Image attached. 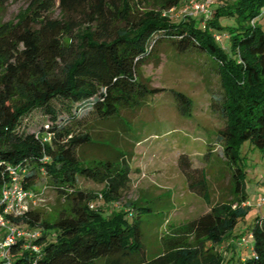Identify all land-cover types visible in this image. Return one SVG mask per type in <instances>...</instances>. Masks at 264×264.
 <instances>
[{
    "label": "trees",
    "instance_id": "obj_1",
    "mask_svg": "<svg viewBox=\"0 0 264 264\" xmlns=\"http://www.w3.org/2000/svg\"><path fill=\"white\" fill-rule=\"evenodd\" d=\"M12 1L19 0H0V11ZM23 1L27 7L15 20L0 19V189L10 178L8 167L22 165L28 190L40 195L35 187L47 176L67 209L53 222L33 210L13 219L42 232L34 242L39 252L24 249V241L12 247L13 264H264L263 215L249 230L253 242L245 262H226L218 249L251 211L243 205L249 201L242 146L264 152V0H223L204 20L169 16L184 0ZM215 34L228 36V51ZM161 43L180 55L212 60L222 92L211 107L225 124L218 140L233 191L232 200L212 205L206 169L194 168L189 155L181 154L189 189L210 211L150 258L140 216L151 212L145 197L120 208L114 204L131 186L134 151L128 146L141 137L124 112L143 108L163 91L145 83L141 73ZM172 93L180 114L192 117V99ZM54 101L64 109L58 111ZM36 109L44 110L49 123L38 132H21L23 118ZM98 129L125 135L127 145L107 144ZM89 149L107 156L88 157ZM80 178L103 188L82 190Z\"/></svg>",
    "mask_w": 264,
    "mask_h": 264
},
{
    "label": "rangeland",
    "instance_id": "obj_2",
    "mask_svg": "<svg viewBox=\"0 0 264 264\" xmlns=\"http://www.w3.org/2000/svg\"><path fill=\"white\" fill-rule=\"evenodd\" d=\"M206 0H184L182 4L169 12L174 20L196 14L204 20V13L195 9L197 4ZM223 0H216L209 5L213 11ZM231 1V0H229ZM27 7L25 1H12L0 11V19L12 21ZM60 11L55 9V16ZM228 51V43L223 42ZM159 51L152 55L150 62L142 67V80L150 87L163 91L148 98L147 104L137 111L124 112V117L132 122L141 132L143 140L132 146V183L125 192L123 200L114 204L122 207L129 201L144 198V206L151 212L141 214L144 229L146 255L156 258L165 251L166 240L182 235L185 226L210 211V206L196 192L189 189L187 178L180 166L181 154H188L196 169L205 168L208 176L212 205L232 200L233 184L231 170L225 161L222 143L218 140L219 131L225 127L223 119L212 111V98L221 97V84L212 60L206 55L189 53L180 55L170 43H161ZM172 91L181 92L193 101V114L190 119H183L176 108ZM54 106L64 109L60 101ZM50 117L42 109H36L25 116L20 130L23 133L41 131ZM100 130V129H98ZM97 130V131H98ZM107 144L117 147L127 145L125 135L117 131H101ZM121 151V150H120ZM207 152H212L210 161L205 160ZM127 153V150H122ZM88 157H106L99 150L89 149ZM242 156L247 168L246 193L252 205L245 220L241 221L233 236L219 246L226 262L232 257L238 263L245 262L251 255L250 244L241 245V239L249 236V230L257 216H264V209L259 210L257 202L264 198V152L248 144L242 146ZM78 187L82 190L100 192L103 188L93 181L79 179ZM40 195L31 201L30 210L39 212L45 220L55 221L61 212L67 209L66 203L52 189L50 179L41 176L35 187ZM247 203H243L245 206ZM102 208L107 209L105 206ZM253 242V239L251 240ZM103 264V262L101 263Z\"/></svg>",
    "mask_w": 264,
    "mask_h": 264
},
{
    "label": "built area",
    "instance_id": "obj_3",
    "mask_svg": "<svg viewBox=\"0 0 264 264\" xmlns=\"http://www.w3.org/2000/svg\"><path fill=\"white\" fill-rule=\"evenodd\" d=\"M216 0H206L201 4H197L195 9L204 13V18L210 14L209 5ZM264 16V11L261 14ZM204 23V22H203ZM217 41L223 42L228 38L227 35L215 34ZM9 179L4 180L0 189V264H13L12 247L18 242L24 241L23 248L28 251L39 252L40 247L34 242L41 236L42 232L38 229H28L24 225H17L13 219L24 216L30 210V202L35 201L38 195L25 187L24 179L27 170L22 165L9 166ZM245 206L252 205L247 202ZM256 207L259 210L264 209V198L257 202ZM252 235L248 238L241 239V245L250 244Z\"/></svg>",
    "mask_w": 264,
    "mask_h": 264
},
{
    "label": "crops",
    "instance_id": "obj_4",
    "mask_svg": "<svg viewBox=\"0 0 264 264\" xmlns=\"http://www.w3.org/2000/svg\"><path fill=\"white\" fill-rule=\"evenodd\" d=\"M176 108H177V104H176ZM177 111H178V113H179V115L183 118V119H190V118H185V117H183L181 114H180V112H179V110H178V108H177ZM137 131H139L140 133L141 132H144V133H146V131H145V129L144 128H141V130H138L137 129ZM143 136V135H142ZM140 137V139H139V141L137 142V144H139L142 140H143V137ZM208 213V212H207ZM206 214V213H205Z\"/></svg>",
    "mask_w": 264,
    "mask_h": 264
}]
</instances>
